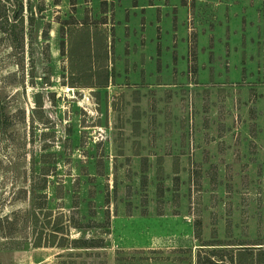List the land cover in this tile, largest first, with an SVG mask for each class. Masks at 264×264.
<instances>
[{"label":"rangeland","instance_id":"374dc122","mask_svg":"<svg viewBox=\"0 0 264 264\" xmlns=\"http://www.w3.org/2000/svg\"><path fill=\"white\" fill-rule=\"evenodd\" d=\"M147 1L0 0V216L29 207L32 181L48 226L103 239L32 246L18 219L16 238L0 234V264H114L117 251L125 264H230L217 255L264 240V0H167L183 12L186 69L157 104L124 75L131 41L114 25L117 11ZM105 16L118 42L103 85ZM195 25L205 46L214 30L213 51H199ZM44 224L39 212L35 231ZM146 229L161 235L135 246Z\"/></svg>","mask_w":264,"mask_h":264},{"label":"crops","instance_id":"0c3cea01","mask_svg":"<svg viewBox=\"0 0 264 264\" xmlns=\"http://www.w3.org/2000/svg\"><path fill=\"white\" fill-rule=\"evenodd\" d=\"M155 1L156 2L150 0L145 3L136 2V4L131 5L132 8L129 9L128 15L125 18L123 16V11H117V15L114 18V25L116 26L115 34L117 36H119L120 32V36L127 34L131 41V52H129L128 55L131 64L130 67H128L129 70L124 75L129 76V80L136 89L142 90V87H144L149 91V96L153 98L151 99L152 104H157V101H159L158 95H155L159 90H162L165 86L168 87L164 90H168V88L175 85V80H171V77L175 78L176 75H181L186 69L185 55L183 52L184 42L183 40L179 42L180 37L185 36L183 24L179 26V24L182 23L180 18L182 19L183 12L177 8H175L174 12H171L167 0ZM172 17L175 18V22L171 21ZM109 21L110 19L105 16L97 27L98 36L96 48L100 58L101 84L103 85L111 81V47H113L114 42H118V39L116 41L111 38L112 28H110V26L106 27V23H109ZM77 26L79 27V25ZM86 30L89 35L92 29L86 28ZM194 30L195 42L197 41L199 51L200 49L201 52L207 50L210 52L213 51V43L218 42V38L214 35V30L209 28L206 33V39H208L207 46L201 42L202 40L200 43L198 41V39L202 38L205 30H202L201 26L198 28L197 25H195ZM174 39H177V43L174 46L175 51L171 53L168 48ZM133 43H135V45H133ZM142 55L144 58L141 57ZM77 57L81 58V55ZM89 57L92 58V56ZM94 58L95 55L93 51V59ZM79 63L80 62H76L73 71L78 72L83 70L84 66H80ZM211 64L212 63H208V66H211ZM196 66L194 68H196ZM200 66H203V64H198L199 69L202 68ZM115 74L114 72L112 75ZM134 102L135 104H139L138 100ZM156 216L158 217L160 215ZM145 231L148 235L151 233L150 236L145 242L138 243L135 246L151 247L153 242H155V238L161 235V233H159L161 232L160 229L156 231L146 229ZM156 232L158 234H156ZM167 233L175 232H166V234ZM180 233L181 232H178L179 235ZM183 234L185 235L186 233L183 232Z\"/></svg>","mask_w":264,"mask_h":264},{"label":"trees","instance_id":"16d2710c","mask_svg":"<svg viewBox=\"0 0 264 264\" xmlns=\"http://www.w3.org/2000/svg\"><path fill=\"white\" fill-rule=\"evenodd\" d=\"M34 173H31V177H34ZM38 188H42V185H34L31 181L29 189V207L27 209H17L11 211L10 214L0 216V234L8 239L16 238L13 232L15 229V223L18 219H22L21 222L25 224L28 220L31 226V245L32 246H59V247H93L101 246L103 244V239L98 237H68L64 232L68 228V224L65 227V223L59 224V220L55 219L49 224V219L51 209L47 208L43 203L38 200L39 193L36 192ZM20 212V216L16 213ZM42 212V216L45 218L44 228L48 231L42 233L41 229L35 231V225L38 221V214ZM20 217V218H19ZM108 218V214L106 215ZM59 224V225H58ZM74 225V224H73ZM79 225V224H78ZM78 225H74L77 227ZM80 227V226H79ZM19 229V228H18ZM19 231V230H17ZM108 232V228L104 230ZM44 234V238L42 236ZM58 236V237H57ZM8 242V241H7ZM217 244H223L222 241L215 242ZM243 244V246H238V248L232 253L231 251L227 255L218 254L217 259L223 263L225 261L222 257H225L230 264H264V240L258 241H245L238 242ZM206 244H212L211 242ZM248 244H255L256 246H248ZM21 247V246H20ZM19 247V248H20ZM114 264H125V261L129 260L123 256L121 251L116 252Z\"/></svg>","mask_w":264,"mask_h":264}]
</instances>
